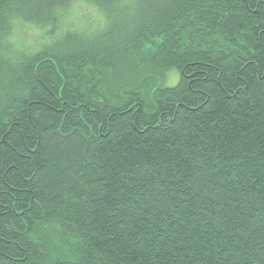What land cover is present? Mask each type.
I'll use <instances>...</instances> for the list:
<instances>
[{"label": "trees", "instance_id": "obj_1", "mask_svg": "<svg viewBox=\"0 0 264 264\" xmlns=\"http://www.w3.org/2000/svg\"><path fill=\"white\" fill-rule=\"evenodd\" d=\"M0 264H264V0H0Z\"/></svg>", "mask_w": 264, "mask_h": 264}, {"label": "rangeland", "instance_id": "obj_2", "mask_svg": "<svg viewBox=\"0 0 264 264\" xmlns=\"http://www.w3.org/2000/svg\"><path fill=\"white\" fill-rule=\"evenodd\" d=\"M62 17L64 20L63 26L69 25L78 30L93 27L94 24H99L101 21L99 14L85 3L73 5L68 9L67 14ZM13 29L11 42L16 47H25L30 50H35L37 42L42 40L41 36H44L47 39L44 31L36 29V27L33 26H22L17 24ZM9 45H11V43H9ZM176 82V77H173L168 85L173 86Z\"/></svg>", "mask_w": 264, "mask_h": 264}]
</instances>
